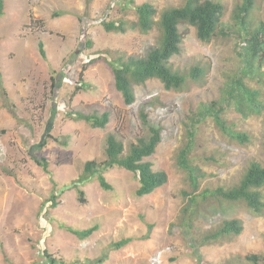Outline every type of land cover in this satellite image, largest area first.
<instances>
[{
	"label": "rangeland",
	"instance_id": "374dc122",
	"mask_svg": "<svg viewBox=\"0 0 264 264\" xmlns=\"http://www.w3.org/2000/svg\"><path fill=\"white\" fill-rule=\"evenodd\" d=\"M214 1L223 7L222 26H235L234 10L244 0ZM2 2L0 83L9 109L0 94V264H50L46 255L59 259L56 264H264V209L253 213L242 204L208 197L191 229L183 218L190 197L233 187L252 163L264 164V56L262 67L244 74L242 42L216 36L204 43L194 27L180 25V53L170 59V67L187 73L199 66L204 74L176 91L166 90L157 79L134 85L135 100L125 105L106 62L89 66L79 82L81 65L108 52L142 57L159 44L160 30L155 24L148 33L121 34L106 32L102 23L135 21V7L143 3L153 6L158 21L164 10L184 0ZM249 20L250 29L264 23V0H253ZM237 79L250 92L258 91V111L242 115L226 97L227 87ZM78 84L83 88L71 100ZM214 101L222 102L218 116L248 141L220 130L215 112L203 109ZM70 111L107 113L108 123L94 129L72 120ZM149 125L160 129L161 140L145 161L167 174L165 185L137 197V179L118 167L102 171L109 190L99 186L97 175L77 182L86 162L105 158L108 134H115L127 153L131 143L148 136ZM191 125L190 174L179 165L178 155ZM42 160L47 171L37 163ZM260 192L264 201V187ZM230 219L242 223L238 237L199 244L200 233ZM91 227L96 230L86 239L69 231ZM124 239L129 242L114 247Z\"/></svg>",
	"mask_w": 264,
	"mask_h": 264
},
{
	"label": "trees",
	"instance_id": "16d2710c",
	"mask_svg": "<svg viewBox=\"0 0 264 264\" xmlns=\"http://www.w3.org/2000/svg\"><path fill=\"white\" fill-rule=\"evenodd\" d=\"M2 6L3 2L0 0V16L2 15ZM252 7L253 0H244L243 4L237 6L234 10L233 20L235 26L226 29L220 22L223 7L214 0H184L181 6L164 10L158 21L154 20L156 11L151 4L143 3L138 5L135 7V21L124 19L108 21L102 23L103 29L106 32L121 34L126 33L128 30H137L144 34L148 33L152 27L157 24L160 30L159 44L149 48L142 57H127L118 52H108L104 55L91 58L81 65L78 73V80L82 82L81 78L87 68L95 62L102 60L109 65L114 80L115 90L120 93L125 105H131L135 100L133 91L134 85H142L152 79L159 80L166 90H181L187 80H199L205 70L199 66H195L187 73H180L170 67V59L180 53L181 35L178 29L180 25L194 27L198 40L204 43H208L216 36L222 38L232 36L237 41L242 42V57L245 62L246 70H248H243V73H254V71L262 67L261 60L264 56V23H259L250 29L252 24L249 20V14ZM86 47H91L90 41H87ZM38 49L40 56L44 59L45 51L43 50L41 42L38 44ZM53 86H55V84ZM82 88V84L76 85L70 95V99L72 100ZM257 92L256 90L255 93L250 92V90L237 79L227 87L226 97L232 98L236 110L244 115L245 113L258 111V106H260V104L254 99ZM0 94L4 107L9 109L8 99L5 91L1 87V83ZM220 103L222 102H211L210 105L203 106V109L205 112H215V122L221 131L239 142L243 143L248 141V136L245 133L234 131L227 124L226 120L218 116V112L221 109ZM68 115L72 120L82 121L94 129H103L108 123L107 113L99 115L97 112L83 114L79 111H70ZM140 115L145 125H148L146 116L143 112H141ZM196 121H200V118H197ZM196 121L191 120L192 124L196 123ZM194 131L195 129L193 125H191L187 130V144L178 155L179 165L187 168L190 174L191 168L187 164V155L192 147ZM47 138L52 139V137L49 136H47ZM160 140V129L149 125L148 136L139 138L135 143H131L128 152L125 153L122 141H120L115 134H108L105 138V158L99 163L95 161L86 162L77 182H86L97 175L96 178L99 186L103 190H109L111 188L103 177L102 171L118 167L132 173L137 179L138 187L135 191L137 197H143L153 193L155 190L165 185L168 180L167 174L164 171H154L150 162L145 161L146 158L155 153ZM54 141L59 143L62 142L59 141V138H55ZM37 163L44 171H47L45 160L40 162L37 161ZM191 179L195 181L193 177ZM263 187L264 164L252 163L245 170L237 185L226 189L217 188L213 190L209 196L206 195L205 192H202L198 195V198L195 196L190 197L189 202L191 205L183 210V218L187 223L186 226L190 229L192 228V218L200 211V206L207 203L208 197L226 203L242 204L252 210L253 213L262 212L264 209V201L260 189ZM79 195L80 201L83 202V192L79 191ZM52 198H54V196ZM52 204L55 205V202L52 201ZM95 230L96 227L81 231L69 229V231L79 239L88 238ZM242 230V223L237 219L222 221L220 225L213 230H207L203 234L200 233L199 244L207 245L225 239L236 238L242 233ZM128 242L129 239H124L116 243L114 247H122ZM44 254L46 255V253ZM46 257L49 259L50 264H56L60 261L49 255H46ZM251 260H253L252 262H257L255 257H252Z\"/></svg>",
	"mask_w": 264,
	"mask_h": 264
}]
</instances>
